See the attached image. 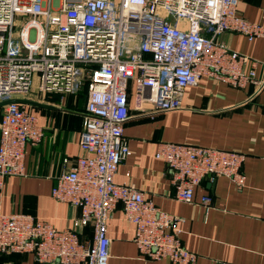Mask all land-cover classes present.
<instances>
[{
	"label": "built area",
	"instance_id": "1",
	"mask_svg": "<svg viewBox=\"0 0 264 264\" xmlns=\"http://www.w3.org/2000/svg\"><path fill=\"white\" fill-rule=\"evenodd\" d=\"M238 0H0V102L23 98L36 76L40 92L74 94L86 83L81 155L59 172L50 194L77 207L73 225L92 226L91 244L71 229L22 212H0V253L30 252L37 262L106 264L110 239L106 220L119 206L133 225L132 241L149 259L193 264L195 254L180 242L176 217L113 176L130 153L122 135L134 107L146 114L180 107L182 91L206 76L234 88L263 81L256 60L217 39L223 31L248 40L264 37V26L237 13ZM246 66H248L246 68ZM131 83V85H130ZM152 112V113H153ZM42 128L26 105L0 106V185L24 174L26 143L36 144ZM154 157L166 165L174 197L192 202L203 178L226 177L245 186L244 153L189 143H157ZM199 203L207 206L210 196Z\"/></svg>",
	"mask_w": 264,
	"mask_h": 264
},
{
	"label": "crops",
	"instance_id": "2",
	"mask_svg": "<svg viewBox=\"0 0 264 264\" xmlns=\"http://www.w3.org/2000/svg\"><path fill=\"white\" fill-rule=\"evenodd\" d=\"M237 13L264 26V0H238ZM217 39L256 60L254 75L263 81L257 92L252 94V84L240 89L201 76L196 85L184 87L180 107L153 112L144 106L151 109L146 114L134 107L130 88L129 117L122 126L130 153L113 179L134 186L158 209L176 217L181 245L195 254L193 264H264V37L248 40L240 33L223 31ZM35 84L22 99L41 104L24 103L42 128V137L34 145L25 144L24 174L3 178L0 212L29 214L57 229L74 230L80 240L91 244V224L73 225L79 208L57 202L50 194L55 177L82 153L78 139L83 128L85 84L74 94L43 93L37 80ZM159 142L244 153L245 186L236 189L224 176L203 178L193 190L192 202L176 199L166 165L154 157ZM202 195L210 196L207 206L199 203ZM133 232V225L116 206L106 220L110 239L106 264H169L166 259H149L139 253ZM0 264L54 262H37L30 252H1Z\"/></svg>",
	"mask_w": 264,
	"mask_h": 264
},
{
	"label": "water",
	"instance_id": "3",
	"mask_svg": "<svg viewBox=\"0 0 264 264\" xmlns=\"http://www.w3.org/2000/svg\"><path fill=\"white\" fill-rule=\"evenodd\" d=\"M11 101H14V102H19V103H25V104H29V105H41V104H38V103H35L33 101H30V100H27V99H21V98H11V99H8V100H5V101H1L0 102V106L7 103V102H11ZM212 184V183H210Z\"/></svg>",
	"mask_w": 264,
	"mask_h": 264
},
{
	"label": "rangeland",
	"instance_id": "4",
	"mask_svg": "<svg viewBox=\"0 0 264 264\" xmlns=\"http://www.w3.org/2000/svg\"><path fill=\"white\" fill-rule=\"evenodd\" d=\"M35 83H36V76H32V83H31V88H32V89H33L34 86L36 85ZM32 89H31V90H32Z\"/></svg>",
	"mask_w": 264,
	"mask_h": 264
},
{
	"label": "trees",
	"instance_id": "5",
	"mask_svg": "<svg viewBox=\"0 0 264 264\" xmlns=\"http://www.w3.org/2000/svg\"><path fill=\"white\" fill-rule=\"evenodd\" d=\"M86 83H87V82L85 81V82H84V84H85V88H86Z\"/></svg>",
	"mask_w": 264,
	"mask_h": 264
}]
</instances>
